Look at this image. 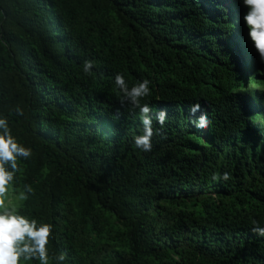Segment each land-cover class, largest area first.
<instances>
[{
  "label": "trees",
  "instance_id": "trees-1",
  "mask_svg": "<svg viewBox=\"0 0 264 264\" xmlns=\"http://www.w3.org/2000/svg\"><path fill=\"white\" fill-rule=\"evenodd\" d=\"M227 3L0 0V117L32 149L15 187L35 190L21 214L54 226L50 258L264 264V79ZM117 73L151 81V152L135 147L143 125Z\"/></svg>",
  "mask_w": 264,
  "mask_h": 264
},
{
  "label": "clouds",
  "instance_id": "clouds-1",
  "mask_svg": "<svg viewBox=\"0 0 264 264\" xmlns=\"http://www.w3.org/2000/svg\"><path fill=\"white\" fill-rule=\"evenodd\" d=\"M227 4L235 10L229 21L235 23L232 32H236L245 45L243 59L252 65L249 56L253 57L256 71L264 79V0H229ZM93 66V61L86 60L83 72L91 74ZM150 84L149 79H143L129 87L123 74L117 73L115 76V85L123 96L121 103L126 100L134 109H139L143 134L134 137V144L137 149L146 153L152 151V137L159 132V129L153 128L152 109L147 103H141L151 95ZM14 112L17 116L24 115L19 106ZM190 112L193 116L201 112L193 121L198 129L204 130L211 123L207 113L201 111L199 103L192 105ZM116 118H119L118 112ZM166 118V110H160L156 114L155 119L161 128L164 127ZM31 156L32 149L19 143L12 135L7 117H0V264H22V261L64 264L65 253L51 258L49 256L48 245L54 226L50 223L38 224L36 219L21 214L22 205L35 194V190L31 185H24L22 190L17 189L15 181L17 174L22 172L19 161H27ZM220 178L227 181L231 176L225 172ZM252 231L264 237V226L259 223L254 222Z\"/></svg>",
  "mask_w": 264,
  "mask_h": 264
}]
</instances>
